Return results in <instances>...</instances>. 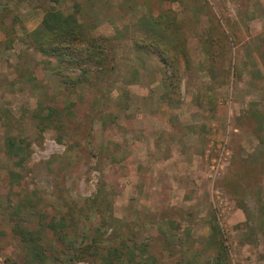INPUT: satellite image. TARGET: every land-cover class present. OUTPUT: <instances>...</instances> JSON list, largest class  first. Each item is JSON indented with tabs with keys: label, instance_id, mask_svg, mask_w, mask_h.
I'll list each match as a JSON object with an SVG mask.
<instances>
[{
	"label": "rangeland",
	"instance_id": "rangeland-1",
	"mask_svg": "<svg viewBox=\"0 0 264 264\" xmlns=\"http://www.w3.org/2000/svg\"><path fill=\"white\" fill-rule=\"evenodd\" d=\"M2 2L0 264L29 263L9 220L17 205L30 229L70 213L69 235H128L148 243L155 264H216L215 217L225 264H264V0ZM50 6L76 10L91 37L119 35L105 68L71 85L78 71L56 73L29 45L41 19L28 9L43 17ZM158 14L177 34L180 80L168 100L158 55L137 48L142 19ZM10 135L27 145L21 165L4 152ZM9 170L20 174L13 186ZM38 234L40 264H65L51 229Z\"/></svg>",
	"mask_w": 264,
	"mask_h": 264
},
{
	"label": "trees",
	"instance_id": "trees-1",
	"mask_svg": "<svg viewBox=\"0 0 264 264\" xmlns=\"http://www.w3.org/2000/svg\"><path fill=\"white\" fill-rule=\"evenodd\" d=\"M162 1L174 2L180 0ZM76 14V10L73 13H64L55 6H50L44 11L39 24L26 34L29 45L40 53L44 61L48 64L56 62V66L53 68L56 73H60L62 69L78 71L74 78H70L71 85L87 80L90 68L94 67L99 70L105 68L109 63L110 56L111 58L114 56L115 45L113 40L119 38V35L100 38L87 35L85 24L80 21ZM147 19L141 21V27L145 28L144 32L147 33V42L146 44L145 42L138 44L137 48L158 55L161 62L158 73L162 77L165 86V97L168 100L167 94L177 91L180 80L178 58L173 52L177 49L174 43L177 34L176 32L172 35L167 33L166 30L169 27L165 26V19L168 18H161L158 14L157 16L151 15ZM118 33L117 31L116 34ZM106 48L110 51V55L105 51ZM112 67L113 64H110V68ZM53 114L54 110L50 108L46 119H49ZM4 143L6 155L10 158H18L20 161L17 159L16 165H21L27 145H22L20 141L11 135L5 139ZM8 173L9 184L13 186L18 182L20 174L15 170H9ZM78 213V219L88 220L89 216L94 215L92 210L89 215L85 210V217L82 215L81 210ZM73 217L70 213L66 216L55 215L46 223H44V217H41L39 228L33 230L23 225L26 219L20 214L19 205L11 210L9 215L11 228L14 235L23 242L28 250V264H40L45 260L38 243L40 238L38 233L46 227L51 229L56 240L64 246L63 252L67 258L60 259V261L65 264H74L86 255H95L99 249L106 251V256L102 258L104 264H155V257L148 252V243H138V241L133 240L129 242L131 238L128 235L115 234L109 238H103V240L100 236L90 237L85 232L81 235H69L67 229L73 227L71 226V221L74 220ZM79 236L80 239H78ZM85 240H88V242L85 243ZM209 241L217 253L216 264H225L227 251L215 217L211 221Z\"/></svg>",
	"mask_w": 264,
	"mask_h": 264
},
{
	"label": "crops",
	"instance_id": "crops-1",
	"mask_svg": "<svg viewBox=\"0 0 264 264\" xmlns=\"http://www.w3.org/2000/svg\"><path fill=\"white\" fill-rule=\"evenodd\" d=\"M14 1L17 2V0H14ZM3 2H4V0H3ZM3 2H2V3H3ZM25 9H26V8H25ZM30 10H31V12L29 13ZM20 11L22 12V11H24V10L21 9ZM31 13H34V16H31ZM36 13H37V14H36ZM26 14H27V17L36 18V19H37V21H36L37 23L40 21V19H41V17H42V14H41L40 12H38L37 9H34V10H33V8H29V9H28V13H26ZM35 25H36V24H35ZM35 25H34V26H35ZM34 26H33V27H34Z\"/></svg>",
	"mask_w": 264,
	"mask_h": 264
}]
</instances>
